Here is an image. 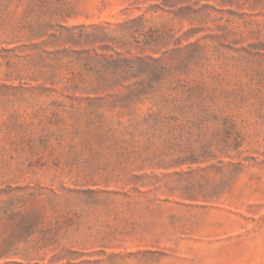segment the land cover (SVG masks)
<instances>
[{
	"label": "rangeland",
	"instance_id": "rangeland-1",
	"mask_svg": "<svg viewBox=\"0 0 264 264\" xmlns=\"http://www.w3.org/2000/svg\"><path fill=\"white\" fill-rule=\"evenodd\" d=\"M0 264H264V0H0Z\"/></svg>",
	"mask_w": 264,
	"mask_h": 264
}]
</instances>
